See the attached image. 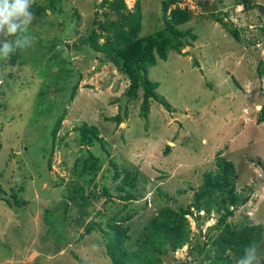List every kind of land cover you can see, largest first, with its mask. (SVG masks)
<instances>
[{
  "label": "rangeland",
  "instance_id": "374dc122",
  "mask_svg": "<svg viewBox=\"0 0 264 264\" xmlns=\"http://www.w3.org/2000/svg\"><path fill=\"white\" fill-rule=\"evenodd\" d=\"M237 1L243 0H182L192 20L180 28L192 29L197 40L183 50L188 54L171 51L167 61L149 70V78L160 85L157 93L172 111L152 101L146 120L140 116L142 90L138 100H128L127 78L118 77L102 54L74 48L92 30L95 5L101 0H55V6L51 0H33V20L23 34L29 42H21L15 76L1 75L0 184L9 193L24 188L22 196L30 203L18 211L0 203V264H112L102 251L101 234L85 236V227L105 222L117 206L103 198L88 207L87 217L85 208L74 203L67 214L63 210L72 168L82 155L74 129L84 122L100 129L110 158L121 168L137 167L146 177L140 184L144 196L133 204V230L164 205H188L191 189L215 169L220 151L236 166L237 189L251 196L229 221L240 223L248 215L254 224H264V123H258V108L264 105V78L258 74L264 60V0H252L259 6L250 11L234 9ZM135 2L126 0L130 8ZM142 2V35H149L161 25V0ZM222 12L240 29L242 42L212 18L213 13L224 17ZM76 84L79 89L71 102ZM64 112L67 117L54 148L52 130ZM118 113L122 125L111 120ZM167 145L172 150L165 156ZM92 151L104 161L98 181L113 186L110 159L99 144ZM190 221L194 236L204 240L218 215L201 227ZM256 257L254 264L262 258ZM174 258L201 264L187 246ZM167 262L172 264L173 258Z\"/></svg>",
  "mask_w": 264,
  "mask_h": 264
},
{
  "label": "trees",
  "instance_id": "16d2710c",
  "mask_svg": "<svg viewBox=\"0 0 264 264\" xmlns=\"http://www.w3.org/2000/svg\"><path fill=\"white\" fill-rule=\"evenodd\" d=\"M51 1L55 6V0ZM181 2L182 0H161L162 16L158 19L159 24L161 23L159 29L152 34L142 35V0H136L132 8L127 5L126 0H101L95 5L92 30L74 44L76 50L87 47L102 54L122 79H128L124 93L128 100H138L142 90L140 116L146 120L149 118L152 101H157L168 111H172L168 101L157 93L160 85L149 78V70L159 61H167L171 51L188 54L183 50L192 47V42L197 40L192 29L180 28L192 20L191 9L182 7ZM203 6L206 7L205 4ZM238 6L250 11L259 5L252 0H243L237 1L233 8ZM33 8L35 5L32 3L30 11ZM219 14L224 17L213 13L212 18L236 41L242 42L241 31L229 20L230 16L226 12ZM100 16L104 19H100ZM18 50L7 57L0 56V85L4 83L1 75L6 73L9 78H14L13 69L19 60ZM195 65L200 67L198 62ZM258 74L264 78V60L258 66ZM78 89L79 84H76L72 89L71 102L75 99ZM4 94L5 92L0 91V100ZM2 107L3 102L0 104V110ZM259 112L258 123H264V105ZM66 117L67 112H64L52 130L54 148ZM111 120L116 121L118 125L124 121L122 113H118ZM74 130L79 133L78 144L82 155L76 158L72 168L74 178L66 195L67 201L63 203V210L67 214L70 204L74 203L85 208L87 217L88 207L100 203L103 198L117 206L118 210L107 216L105 222L92 221L85 227V236L95 231L101 234L102 251L112 264H167L168 258H173L172 264H189L188 261H178L174 258V254L186 246L190 247V256L198 255L201 258V264H235L244 256V249L251 247L254 242L256 255L262 257L258 264H264V224H254L248 215H245L240 223L229 221L237 210L248 204L251 196L237 189L236 166L224 156L223 151L216 155L215 169L205 172L200 186L191 189L193 196L188 205L178 208L164 205L142 225V228L133 230L131 222L137 214L133 204L144 196L140 184L146 177L139 168H121L110 158L111 152L106 149L105 140L97 126L84 122ZM97 144L110 159L108 172L113 186L101 185L98 181L104 161L92 151ZM2 148L0 133V152ZM54 150L51 153H54ZM171 150L167 145L165 156H168ZM12 190L13 192L9 193L0 184V203L16 210L27 208L30 202L22 196L24 188ZM248 190L253 191L252 188ZM50 212L51 210L46 211V217ZM98 214L102 215L101 212ZM214 214L218 215L217 224L204 235V240L194 236L190 218L201 227L213 218ZM50 225L53 226L54 223Z\"/></svg>",
  "mask_w": 264,
  "mask_h": 264
},
{
  "label": "clouds",
  "instance_id": "9594fccd",
  "mask_svg": "<svg viewBox=\"0 0 264 264\" xmlns=\"http://www.w3.org/2000/svg\"><path fill=\"white\" fill-rule=\"evenodd\" d=\"M32 3L33 0H0V56L7 57L16 49H22V41L29 42V37L23 34L28 31L33 20V13L30 11ZM11 36L16 39L8 40L7 37ZM254 262H257L255 242L244 249V256L238 260V264Z\"/></svg>",
  "mask_w": 264,
  "mask_h": 264
},
{
  "label": "water",
  "instance_id": "95a60500",
  "mask_svg": "<svg viewBox=\"0 0 264 264\" xmlns=\"http://www.w3.org/2000/svg\"><path fill=\"white\" fill-rule=\"evenodd\" d=\"M260 10L263 12L264 7H261ZM118 77H120V75H118ZM260 109H261V108L259 107V110H260ZM121 125H122V123H121ZM171 145H172V143H171Z\"/></svg>",
  "mask_w": 264,
  "mask_h": 264
}]
</instances>
